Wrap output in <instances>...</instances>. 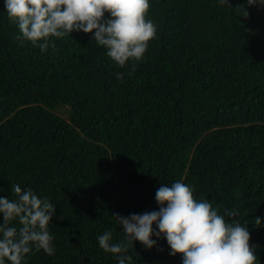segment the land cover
I'll return each instance as SVG.
<instances>
[{
	"label": "trees",
	"instance_id": "1",
	"mask_svg": "<svg viewBox=\"0 0 264 264\" xmlns=\"http://www.w3.org/2000/svg\"><path fill=\"white\" fill-rule=\"evenodd\" d=\"M242 2L149 0L156 35L116 67L91 32L43 52L21 41L0 0V195L18 183L55 205L54 253L23 264H116L96 235L120 241L114 214L157 208L155 189L177 179L235 207L264 264V8L238 17ZM133 247L129 264H180L162 237Z\"/></svg>",
	"mask_w": 264,
	"mask_h": 264
},
{
	"label": "clouds",
	"instance_id": "2",
	"mask_svg": "<svg viewBox=\"0 0 264 264\" xmlns=\"http://www.w3.org/2000/svg\"><path fill=\"white\" fill-rule=\"evenodd\" d=\"M249 6L264 8V0H243L237 16L248 17ZM3 7L19 30L18 39L41 52L54 47L53 37L91 32L90 40L104 48L116 67L142 59L156 35V24L146 18L149 0H3ZM134 68L131 64L130 71ZM113 75L119 80L124 73ZM10 191L15 194L11 199L0 195V264H23L33 250L52 255L49 223L55 205L27 185L13 183ZM154 200L157 208L114 214L123 233L120 241L113 242L109 229L96 235L98 246L115 254L116 264H129L132 257L127 249L134 248V241L151 249L158 247L161 237L169 255L181 254L180 264H259L257 246L249 243V222L240 219L235 207L220 210L212 199L195 198L192 185L180 179L160 183ZM252 224L264 226V216H254Z\"/></svg>",
	"mask_w": 264,
	"mask_h": 264
}]
</instances>
